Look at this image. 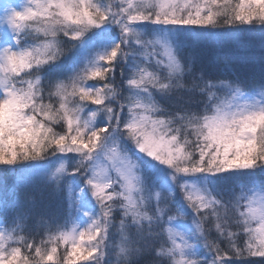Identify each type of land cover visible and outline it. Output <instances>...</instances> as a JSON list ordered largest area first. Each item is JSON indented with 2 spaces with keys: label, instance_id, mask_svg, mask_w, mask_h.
Masks as SVG:
<instances>
[{
  "label": "snow or ice",
  "instance_id": "1",
  "mask_svg": "<svg viewBox=\"0 0 264 264\" xmlns=\"http://www.w3.org/2000/svg\"><path fill=\"white\" fill-rule=\"evenodd\" d=\"M0 264H264V0H0Z\"/></svg>",
  "mask_w": 264,
  "mask_h": 264
},
{
  "label": "rangeland",
  "instance_id": "2",
  "mask_svg": "<svg viewBox=\"0 0 264 264\" xmlns=\"http://www.w3.org/2000/svg\"><path fill=\"white\" fill-rule=\"evenodd\" d=\"M208 44L212 48H223L227 45V36L221 32L216 37L209 38Z\"/></svg>",
  "mask_w": 264,
  "mask_h": 264
}]
</instances>
